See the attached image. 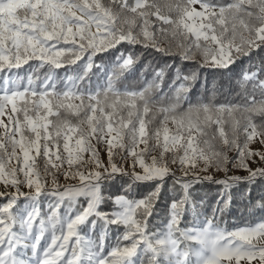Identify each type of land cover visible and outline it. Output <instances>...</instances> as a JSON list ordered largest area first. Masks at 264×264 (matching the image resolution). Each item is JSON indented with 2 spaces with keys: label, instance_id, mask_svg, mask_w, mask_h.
I'll return each instance as SVG.
<instances>
[{
  "label": "snow or ice",
  "instance_id": "6c2138e0",
  "mask_svg": "<svg viewBox=\"0 0 264 264\" xmlns=\"http://www.w3.org/2000/svg\"><path fill=\"white\" fill-rule=\"evenodd\" d=\"M145 53L157 62L130 85ZM205 181L211 207L193 194ZM257 185L264 0H0V264H191L175 236L193 227L211 246L204 264H264V218L218 222L234 189L251 204Z\"/></svg>",
  "mask_w": 264,
  "mask_h": 264
},
{
  "label": "trees",
  "instance_id": "16d2710c",
  "mask_svg": "<svg viewBox=\"0 0 264 264\" xmlns=\"http://www.w3.org/2000/svg\"><path fill=\"white\" fill-rule=\"evenodd\" d=\"M132 51L136 52L137 55H141L142 53V50L139 47L132 49ZM149 62L155 65L157 61L153 59V56L151 54H147V53L143 54V60L142 63L138 66L136 76L129 78L128 82L130 85H132L135 82V79L139 78V68H142L143 64H147ZM169 62H171L170 59ZM149 71L151 70L149 69ZM239 71H240V65L238 64L233 68L232 73L225 74V76L221 80V83L226 85L228 82V76ZM216 78L218 80L221 79L219 75H217ZM118 159L119 158H117V161ZM171 183H172L171 181L168 182L169 185H171ZM116 190H117L116 188L113 189V191ZM148 191H150V188L147 185H144L138 188L137 194L140 196L146 195ZM217 191H218L217 185L205 181L204 183L197 184L194 187L193 194L197 202L204 201L207 206L211 207L215 205V201L217 198ZM234 192H235L234 202L232 203L230 208H228L224 212V214L221 217H218V222L222 228H226L229 231H231L233 229L243 227L246 224L254 223L257 220L264 218V210L252 207V205L255 204L259 196L261 194H264V185H257L255 188H253L251 204L249 203V199L247 198V196L245 194H242L246 192V186H241L239 188H236L234 189ZM170 200H171V194L169 193L168 188L166 187L161 195L160 202L157 206V212L149 220L150 230L156 231L161 226L162 222L166 221L168 215L166 205L170 202ZM0 201L1 203L5 202L2 198H0ZM20 203H22V201ZM48 204L49 201L47 199H44V202L41 204L42 213L47 214ZM208 214L210 215V211ZM193 224H194V218L192 215H189L187 219L182 221L181 224L182 230L186 228H190ZM89 235L92 239H96V236L92 235L91 233H89ZM116 236L117 233L115 229L109 232L108 234L109 245H113L116 243ZM175 238L177 239L180 248L183 249L184 251L187 250L186 249L187 247L195 245L194 242L185 241L183 236L180 235L179 233L176 234ZM137 264H147L146 257L144 255H141L139 260H137Z\"/></svg>",
  "mask_w": 264,
  "mask_h": 264
},
{
  "label": "rangeland",
  "instance_id": "374dc122",
  "mask_svg": "<svg viewBox=\"0 0 264 264\" xmlns=\"http://www.w3.org/2000/svg\"><path fill=\"white\" fill-rule=\"evenodd\" d=\"M101 156L103 159H107V156L106 154L101 151ZM119 162V159L118 161ZM131 161L129 160L127 162V164H130ZM127 164L125 166H127ZM208 174H212L214 176V178L216 179H221L223 178V173H219V172H214L213 170H210V172ZM233 174L235 175H246V173L242 172V171H236L234 172ZM177 175H181V173L178 171L177 172ZM60 183L61 184H64V183H75V181H65L63 179V177L61 178L60 180ZM49 187H51V183H49ZM3 187L0 186V191H3ZM24 191H27V189H23ZM8 191H12L11 189H9ZM48 200V199H47ZM22 203L21 205L24 203L23 200H21ZM49 201V200H48ZM44 202V199L42 198L41 199V204ZM1 203V201H0ZM200 231V229H197V228H192V232L193 234L191 236H183L184 240L187 241V242H194L195 245L194 246H189L187 247L186 251H184L183 249H181V251L185 252V253H189L190 254V260H191V264H204V260L206 259V257L208 255H211V246H208V247H205V245L202 243L201 239H199L196 235V233ZM179 245V244H178Z\"/></svg>",
  "mask_w": 264,
  "mask_h": 264
}]
</instances>
